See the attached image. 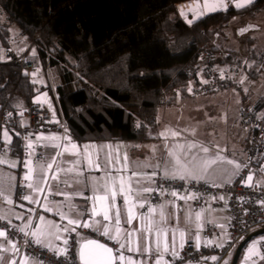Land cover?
Returning a JSON list of instances; mask_svg holds the SVG:
<instances>
[{"label": "trees", "instance_id": "1", "mask_svg": "<svg viewBox=\"0 0 264 264\" xmlns=\"http://www.w3.org/2000/svg\"><path fill=\"white\" fill-rule=\"evenodd\" d=\"M185 1L0 0V46L31 43L52 81L39 85L19 66L0 63V115L5 109L13 112L12 154L22 156L24 133L30 131L23 118L44 90L52 93L54 87L68 136L78 144L149 141L159 111L178 96L190 97L187 88L197 79L201 51L217 54V64L241 66L240 51L226 47L224 29L236 18L255 19L264 0L193 26L178 14L176 5ZM246 46L248 58L260 59L253 39L247 37ZM253 106L264 112V95ZM263 161L264 156L255 168Z\"/></svg>", "mask_w": 264, "mask_h": 264}, {"label": "crops", "instance_id": "2", "mask_svg": "<svg viewBox=\"0 0 264 264\" xmlns=\"http://www.w3.org/2000/svg\"><path fill=\"white\" fill-rule=\"evenodd\" d=\"M27 41L21 42L18 46H22ZM34 52V50L32 49ZM217 67L223 70V65L217 64ZM225 72V71H224ZM35 82L39 85H47L50 83L52 85L50 75L42 71V69L36 71L34 74ZM204 78L203 73L199 70L197 74V79L202 80ZM44 80L45 82H43ZM194 83V81L192 82ZM242 83V82H241ZM240 83V84H241ZM191 84V83H190ZM244 84V83H243ZM241 84L244 96L241 93L234 91H219L210 95L200 96V97H188V96H178L176 102L169 107H164L159 111L156 125L152 129L151 137L149 141H137V142H126L124 140H112V141H88L78 146L82 145H96V150L93 151V159H98L99 163L103 165L106 161V156L109 149L104 148L105 145H112L113 163L115 164L116 157V145H123L119 149L120 163L116 165L117 167H123L125 161L123 159L124 153L127 152V171L123 173L125 178L131 177L130 181L126 179V186L130 184L132 192L129 193V197L132 203L137 204V207L133 209L135 214V219L132 220L131 224L125 223L126 210L123 205V197L118 195L116 198V204L120 208L121 216V229L122 236L126 235L123 230L131 231L133 229H140L146 227L149 220H151L153 229L163 228L168 233V243L171 250L172 243V231L174 229L182 230L185 232L184 243L186 241L193 242L194 244L202 245L204 243H209L212 245H218L220 243L225 244L228 239L226 233V227L229 221L228 211L225 206H217L215 204L216 198L210 197V204L204 210L195 209L188 201L183 205L179 206L175 201L165 202L161 204L151 205L145 209L146 199L143 189L151 188L154 179L156 177H163V169L166 164L170 161L174 163V157L169 155V151L174 148L177 144L185 145L187 149L188 144H196L198 147L187 150L186 152L179 153L184 157L182 162H188L191 160L193 155L197 158H203L205 156L211 157L214 154H219L226 159L232 160L236 163L242 165L243 156L248 140V130L241 123V108L243 102L251 103L254 105V101L257 96L253 90H255L254 85L252 87H246ZM53 92L48 90L42 91L34 98V103L49 105L54 104L55 113L52 114L51 121L49 125H56L57 121L61 119L60 110L57 104L56 92L54 87ZM224 93V95H223ZM264 94H261V96ZM238 98H237V97ZM247 96V98H246ZM238 99V100H237ZM30 120L25 114L23 118L24 126H28ZM1 130V129H0ZM166 130H172L179 132L178 137L168 136L166 139L161 137L159 134L165 132ZM9 132V131H8ZM195 133L194 135L192 133ZM12 142V135L9 132ZM24 148H27L29 141L33 142V145H51L52 143L59 142L62 145L67 144L68 141L59 140L53 141L49 139L37 140V137H63L62 132L57 128L50 129H40L36 131H28L25 134ZM68 136V135H67ZM11 142L5 143V138L0 133V144L2 148H7L8 155L5 157L8 161L18 160V166L16 168H10L7 165H0V180L3 181V190L5 195H10L14 203L9 205L6 203L4 197L3 201L0 202V217H4V221L14 224L18 229H24L22 233L27 232L30 238L33 240L31 233L36 229H41L43 235L41 239L43 244H51L53 248H67L68 244L63 243L64 239H68L67 232L57 231L48 222H53L54 225H59L60 229L65 227H75L73 225H68L67 218H72L80 221H100L101 216H92V201L86 200L83 197L92 195L90 180L88 177L91 176H104L105 169L102 167L99 171L90 170L85 172L83 176H77L75 171L73 172H61L59 174L58 180L54 181L51 179L49 171L44 172L47 177V183L51 185L52 194L47 191L46 185H40L39 180L36 179L42 174V166L46 167L53 158L56 159L55 168H72V161L77 159L76 156L71 154V150L63 152V155H57L58 152H62L63 148L57 149L52 146H46L44 160L38 161L34 154L31 159L34 164V180L33 183L38 187L43 186L45 191L43 194H37L33 192V189H29L24 185L28 181L23 180V176L27 169L23 167L21 162L29 159L28 153L21 157H17L12 154ZM199 146L207 147L209 153L205 154L200 151ZM153 148L155 149L153 151ZM82 152V149H81ZM2 155V153L0 154ZM17 162V161H16ZM156 165H160L159 168ZM233 166L228 165L223 162H217L212 165L208 170L206 175L197 176L196 179L188 178L187 181H204L211 185H225L230 183L237 175L232 174ZM136 173L137 175H133ZM155 173V176H153ZM113 175L116 173L113 172ZM14 177V179H10ZM178 179V178H177ZM79 180L81 182L77 183ZM67 182V183H65ZM256 182L264 185V161L263 165H258L255 168V172L252 175V180L248 183ZM103 181H99L102 184ZM19 186L24 189V195H31L39 203H29L27 200L18 201L16 198V190ZM103 191V189H100ZM55 193H67L70 195V199L66 198L64 195H56ZM77 193H82L77 195ZM48 202L49 207L52 211H45L44 204ZM143 202V207H139V203ZM21 205H23L21 207ZM40 206V211L37 215L33 213L35 206ZM162 206V207H161ZM99 208V203H97ZM150 209H155V211H150ZM64 212L67 214V218L61 219L57 212ZM165 213V222L160 220V212ZM200 214V219H196V214ZM21 217V218H18ZM110 216H114V210L110 211ZM40 217L44 218V223H41ZM141 218H143V223H141ZM104 224H108L110 230L114 231L115 222L114 219L111 222H103L100 227L102 228ZM199 225V227H198ZM221 225L223 227H221ZM208 226L216 227L218 233L210 238L204 236V230ZM84 227H77L75 233H80L77 235L76 240V257L80 264L82 261L79 258L80 244L83 239H95L100 243H104L110 247H115L114 241L109 240L107 237L102 236L97 231H93L91 227L85 228L91 231L92 234L98 236L93 237L92 235H86L81 230ZM59 236L60 239L56 237ZM197 237L199 241L197 242ZM138 243L140 247V253H129L126 252L127 256L133 257L134 260L143 261L144 264H155L156 254L154 251V240L155 233L153 232V254L151 258L143 254V249L145 245V233L143 231L137 232ZM163 239V238H162ZM69 241V239H68ZM13 243V242H12ZM35 243V242H34ZM180 237L179 231L176 233V250L180 251L179 248ZM36 244V243H35ZM42 245V248L48 250ZM17 248V247H16ZM258 249L261 254H264V245L260 247V244L255 241H250L247 246L243 249L238 264H264V260H261L258 256L253 255L251 258L249 256L250 249ZM55 252V251H51ZM234 254L227 255L223 259L219 257V262L227 260V258L233 257ZM17 252H14L9 243L8 238L0 237V257L3 258L2 264H9L11 260L16 259ZM216 256V255H215ZM212 257V256H210ZM24 258L21 259V264H24ZM169 258H173L170 255L165 254L164 259L169 261ZM229 262V261H228ZM203 264H215L211 259H205ZM218 264V262H217Z\"/></svg>", "mask_w": 264, "mask_h": 264}, {"label": "built area", "instance_id": "3", "mask_svg": "<svg viewBox=\"0 0 264 264\" xmlns=\"http://www.w3.org/2000/svg\"><path fill=\"white\" fill-rule=\"evenodd\" d=\"M198 0H189L178 3L176 5L179 11L182 7H187L188 3L192 5ZM234 0H226L228 5ZM218 56L208 51H201L199 55V70L203 73L202 80L194 81L188 85L187 93L190 97H200L210 95L219 91H234L242 93L241 84L228 73L220 70L217 67ZM0 63H9L19 66L27 73L29 77L40 70L39 58L32 51V44L27 42L22 46L4 48L0 46ZM223 76V78H222ZM9 113L11 115L9 116ZM241 123L248 130V140L243 156L242 165H246L240 170L236 177L225 185H211L204 181H187L180 179H164L156 177L151 186L156 191L145 193V209L151 205L161 204L165 202L175 201L179 206L187 201L197 210H204L210 204V197H215L217 206H225L229 221L227 224L226 233L228 239L225 242L224 248H219L210 243L202 245L194 244L186 241L183 249L179 251L180 258H169L170 264H203L205 257L219 256L221 259L227 255L234 254L240 243L252 232L264 227V185L256 182L248 183V175H253L255 172V164L258 159L264 156V112L257 111L252 104L245 102L241 108ZM13 112L9 109L3 110L0 115V129L10 130V119ZM28 116L29 130L32 131L36 127L48 125L53 117L47 105L38 104L32 105L26 110ZM56 127L64 136L68 135L69 127L61 118ZM23 140L25 141V134ZM29 152L28 148H24L23 155ZM2 153V145L0 144V154ZM45 148L41 144L34 146V156L38 161L44 160ZM43 157V159H41ZM55 164L52 170H49L50 175L55 172ZM163 189L161 192L159 189ZM177 192V197H173L171 193ZM195 193L192 199L185 201L178 197H187ZM24 195V189L19 186L16 190V198L22 201L20 196ZM223 197V199H220ZM3 197L0 196V202ZM40 211V206H35L33 213L37 215ZM0 229L6 232V237L9 241L15 243L19 249L17 252L16 264H21V259L28 255L35 257L43 264H80L76 257V240L75 232H67L69 239L66 255H57L56 252H51L35 244L30 238V235L22 233L17 226L10 224L0 219ZM86 235L92 234L88 229L81 230ZM216 227L208 226L204 230V236L208 239L217 234Z\"/></svg>", "mask_w": 264, "mask_h": 264}, {"label": "snow or ice", "instance_id": "4", "mask_svg": "<svg viewBox=\"0 0 264 264\" xmlns=\"http://www.w3.org/2000/svg\"><path fill=\"white\" fill-rule=\"evenodd\" d=\"M254 0H234V7L237 9H241L245 7L246 5L252 4ZM227 10V3L224 2V0H216L214 3H209L208 0H205V8L204 10H200L199 6H197V10L193 12L194 15L197 16V18H200L202 15L205 14V11L215 12V11H226ZM181 15L187 18V13H184L181 11ZM191 23V21H189ZM244 30L242 29L241 32ZM223 78V76H222ZM51 107V105H49ZM23 115V113H20ZM11 113H9V116ZM58 123V121H57ZM139 127V124L137 125ZM195 134L194 132L192 133ZM2 135L5 138V143L11 142V137L9 135L8 130H3ZM18 135V134H17ZM163 138H167L169 135L172 137H178L180 135L179 132L172 131V130H166L165 132H161L159 134ZM40 139H49L53 141H59V140H65L68 141L67 144L62 145L59 142L52 143L51 145H41L42 147L46 146H52L57 149L63 148L62 152H58L57 155H63V152H67L71 150V154L76 156L77 159L72 161V168H59L57 167L55 172L52 174L51 179L56 181L58 180L59 174L61 172H73L75 171V174L77 176H83L85 172H88L90 170H97L99 171L102 167L105 169V175L100 176L99 178L96 176L88 177L90 180L91 185V191L92 195L83 197L86 200L92 201V210L91 215L92 216H101L102 220L100 221H92L91 223L89 221H80L72 218H67V214L64 212H57V215L60 216L61 219L67 218L68 225H73L75 227H65L63 229H60L59 225H54L53 222H48L49 225H52L56 228V230L64 231V232H75L77 227H84L89 228L91 227L93 231L99 232L100 235L107 237L109 240L114 241L115 247H110L104 243H100L95 239H83L82 237V243L80 244V252H79V258L82 261V264H144L143 261L134 260L133 257L127 256L125 253H140V247L138 243L137 238V232L143 231L145 233V245L143 249V254L151 258L153 254V232L155 233V240H154V251L156 254L155 264H170L169 261L164 259L165 254L170 255L173 257V259L180 258L179 251L176 250V233L179 231V237H180V243L179 248L182 250L184 247V236L185 232L182 230L174 229L172 231V243H171V250L168 243V233L163 228H156L153 229L152 227V221L149 220L146 227L140 228V229H133L131 231L123 230L126 235L122 236V229H121V216H120V208L116 204V198L118 195L123 197V207L126 210V219L125 223L131 224L132 220L135 219V214L133 212V209L137 207V204L132 203L129 197V193H131L133 190L130 186V184H127L126 186V179L127 181L131 180V177L125 178L123 173L127 171V152L124 153L123 159L125 161V164L123 167H117L120 163V156H119V149L123 147V145H116V157H115V164L113 163V154H112V145H105L104 148L109 149L106 161L103 165L99 163L98 159H93V151L96 150V145H82L78 146L75 142L71 140L70 136H63V137H37V140ZM198 147L196 144H188L187 149L185 148V145L177 144L174 146L173 149L169 151V155L171 157H174V163L171 161L165 165L163 169V178L164 179H180V180H186L188 178L196 179L197 176H204L207 173V170L217 162H223L228 165L233 166L232 174L238 173L240 170H242L243 167H246V165H241L239 163H236L232 160L226 159L225 157L220 156L218 153L214 154L211 157L205 156L203 158H197L196 155H193L191 157V160L188 162H182L184 157L180 155L181 152H186L187 150H190L192 148ZM27 148L29 149V159L21 162L23 164V167L27 169V172H25L23 176L24 181H28L24 186L33 189V192L37 194H43L45 191V188L43 186L38 187L36 184L33 183L34 180V164L33 160L31 159L32 155L34 154V145L33 142L29 141L27 144ZM200 151L207 154L209 153V149L207 147L199 146ZM82 149V152H81ZM155 149L153 148V151ZM6 155V151L4 153ZM43 159V157H41ZM56 163V159L53 158V160L46 165V167L42 166V174L40 177L36 178L39 180L40 185H46L47 191L49 194H52L51 185L47 183V177L44 175V172H47L49 170H52L53 164ZM0 164L7 165L10 168H16L18 166V162L16 161H8L4 158L3 155H0ZM157 168L160 167V165H156ZM115 172L116 174L113 175L112 173ZM133 175H137L136 173H133ZM153 176H155V173H153ZM10 179H14V177H10ZM248 181L252 180V175H248L247 177ZM99 181H103L102 184H99V188L97 187V184ZM77 183L81 182L79 180L76 181ZM67 183V182H65ZM100 189H103V191H100ZM144 192H152L156 191V189L152 188H145L143 189ZM159 191L163 192L164 190L161 188ZM56 195H64L66 198H71L69 194L67 193H55ZM77 195H81L82 193H77ZM173 197H177V192L173 191L171 193ZM0 196H3L6 203L9 205L13 204L14 201L11 198L10 195H5V192L3 190V181L0 180ZM195 196V193L192 195H189L187 197H178L179 199H184L187 201L188 199H192ZM21 200H27L29 203H39L38 200H35L33 196L31 195H21ZM220 199H223V197H220ZM97 203H99V208L97 207ZM23 205H21L22 207ZM143 202L139 203V207H143ZM162 207V206H161ZM45 211H52V209L49 207L48 202L46 201L44 204ZM114 210V216H110V211ZM150 211H155V209H150ZM18 218H21L18 216ZM0 219H4V217H0ZM114 219L115 222V228L114 231L110 230L108 224H104L101 228L100 225L103 222H111ZM196 219H200V214H196ZM41 223H44V218L40 217ZM160 220L161 222H165V213L163 211L160 212ZM141 223H143V218H141ZM199 227V225H198ZM221 227H223L221 225ZM20 231H24V229H20ZM25 235H28L27 232H25ZM43 233L41 232V229H36L31 233V236L34 239V242L37 245H42L43 241L41 239V236ZM77 235L79 236L80 233L77 232ZM0 237L6 238V232L2 229H0ZM57 239H60L59 236L56 237ZM163 238V239H162ZM199 241V237H197V242ZM68 239H64L63 243L65 245L68 244ZM11 243L12 250L14 252H19V249L16 248L15 243ZM210 243V242H209ZM44 247H46L49 251H55L57 255H66L67 249L66 248H53L51 244H43ZM224 244L220 243L217 245L219 248H224ZM256 255L261 260H264V254H261L258 249H250L249 250V256L250 258ZM205 259H211L213 262H216L220 258L217 256L212 257H205ZM3 258L0 257V264H2ZM9 264H16L15 260H11ZM24 264H43L42 261H38L35 257H30L28 255H25L24 258ZM223 264H229L227 260L223 261ZM253 264H255V261H253Z\"/></svg>", "mask_w": 264, "mask_h": 264}, {"label": "rangeland", "instance_id": "5", "mask_svg": "<svg viewBox=\"0 0 264 264\" xmlns=\"http://www.w3.org/2000/svg\"><path fill=\"white\" fill-rule=\"evenodd\" d=\"M247 6V5H246ZM231 7H234V1L231 2ZM237 9V8H236ZM247 24H253L257 26L258 28L254 30H250L249 32L239 35L238 30L242 27H244ZM14 33H17L16 28L13 29ZM225 32V37L227 38L226 41V47L231 49V50H236L240 51L241 53V66H234V67H229V66H223V70L228 73L230 76L235 78L239 83L243 84V86L246 87V84H248L247 87H253L257 99L261 97V94H264V10L258 12L255 16V19H233L227 27L224 29ZM247 37H250L254 41V49H255V55L256 57H259L260 59L257 58H248L247 55L245 54L246 50V41ZM249 70H252L254 72H258L259 76L256 78H252L249 74ZM32 79L35 81L34 76H32ZM45 82L44 80H42ZM224 95V93H223ZM263 96V95H262ZM237 97V96H236ZM238 98V97H237ZM247 98V96H246ZM256 99V100H257ZM238 100V99H237ZM256 100L254 102H256ZM245 102V101H244ZM51 105V107H49ZM48 108L51 113H55L56 109L54 104H49ZM3 130H0V133ZM6 151V155H4ZM8 150L7 148H2V155L4 158L8 155ZM15 161L16 158H14ZM3 165V164H0ZM261 228V227H260ZM252 241H255L256 243L260 244V247L264 245V235L258 236ZM227 261H229V264L232 261V257L227 258ZM223 264V262H219L218 260L215 262V264Z\"/></svg>", "mask_w": 264, "mask_h": 264}, {"label": "water", "instance_id": "6", "mask_svg": "<svg viewBox=\"0 0 264 264\" xmlns=\"http://www.w3.org/2000/svg\"><path fill=\"white\" fill-rule=\"evenodd\" d=\"M209 3H214L216 2V0H208ZM225 3L226 0H224ZM197 6H199L200 10H204L205 8V0H198L195 5H192L191 2L188 3V6L186 7H182L179 11L178 14L180 16V18L188 25V26H193L196 23H198L200 20H202L205 17L217 14V13H223L225 14L228 10H230L232 7L231 5L227 4V10L226 11H215V12H210V11H205V14L202 15L200 18H197L196 15L193 14V12L195 10H197ZM181 11H183L184 13H187V18H185L184 16L181 15ZM189 21H191V23H189ZM258 28L257 26L253 25V24H247L244 27L240 28L238 30V34L239 35H243L247 32H249L250 30H254ZM244 30L243 32H241V30ZM264 235V227L260 228L254 232H252L251 234H249L238 246V248L236 249L233 257H232V261L230 264H238V260L240 258V255L243 251V249L247 246V244L252 241L253 239H255L258 236H262Z\"/></svg>", "mask_w": 264, "mask_h": 264}]
</instances>
